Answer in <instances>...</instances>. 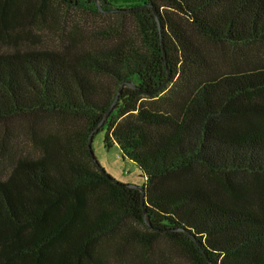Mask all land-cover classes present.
Listing matches in <instances>:
<instances>
[{
  "label": "trees",
  "instance_id": "trees-1",
  "mask_svg": "<svg viewBox=\"0 0 264 264\" xmlns=\"http://www.w3.org/2000/svg\"><path fill=\"white\" fill-rule=\"evenodd\" d=\"M61 1L0 0V125L32 119L43 147L0 180V264H103L104 240L126 264H264V0ZM69 7L133 21L89 38L45 24ZM36 22L63 48L28 45ZM211 44L242 57L223 70L236 56ZM54 113L84 122L40 132ZM101 130L143 172L145 202L92 157ZM162 235L183 262L153 250Z\"/></svg>",
  "mask_w": 264,
  "mask_h": 264
},
{
  "label": "rangeland",
  "instance_id": "rangeland-1",
  "mask_svg": "<svg viewBox=\"0 0 264 264\" xmlns=\"http://www.w3.org/2000/svg\"><path fill=\"white\" fill-rule=\"evenodd\" d=\"M58 3V7H63L65 10L66 5H63L61 0H56ZM137 2L129 1L125 2L120 5V7H132ZM117 16H98L94 17L90 16L89 13L86 11H83L81 9L69 7L67 12H62V15L59 14V11L54 15V19L51 22H45L47 25H53L57 26L56 24H59L60 21H66L68 18L72 19L71 28L75 29L74 27H77L78 25L83 26L84 29H89L86 33V37L94 36V33H102V31H110L111 29L115 28H121L119 26L121 19L124 23L132 22L133 18L131 16H123L124 13L118 12ZM122 17V18H121ZM60 19V20H59ZM96 19V21H95ZM56 20V21H54ZM86 24V25H85ZM44 24H41L39 22L33 23V25L29 26L28 28L33 30L34 33L39 34L40 31H42L43 27H41ZM88 27V28H87ZM55 31H57V28H54ZM51 30V29H50ZM39 41H32L28 39L26 42H28V45H31L32 48H41L48 47L51 49H62L63 44L60 41V36L58 35V38H56V35L52 32H50L48 29H46L44 32L40 33ZM92 41H95V39H89L87 42V49L92 45ZM134 41H136L140 46L141 43L139 41V38H134ZM24 42V43H26ZM94 43V42H93ZM106 43H110L109 41ZM24 45V44H22ZM203 46L206 44L203 42ZM81 48H77L79 50L82 49V45H80ZM216 46V47H214ZM213 47L215 48L213 52H216L218 55H222L226 52L229 54L236 56V57H228L224 58L220 62V67L228 68L233 61L237 57H242V54H239L237 50L234 47V49L230 45H209V49L213 50ZM2 49L8 48L7 44H3L0 46ZM11 47H9L7 50H9ZM84 48V47H83ZM75 49V48H73ZM84 50V49H83ZM221 58V56L216 57V59ZM215 59V58H214ZM229 64V65H228ZM175 83L172 82L169 85V89H167L164 93H162V96L168 95L170 91L174 88ZM149 98H145V100H148ZM152 100V99H151ZM153 102V101H149ZM67 115L61 114L56 115L49 114L45 115L42 119L35 122V127L38 128V130L44 131V133H50L55 134L57 130L60 129H66V121L67 119L70 129H76L81 128L82 123L84 122L83 119H76L75 117H66ZM33 120L30 119H17L13 122L12 127L9 129L8 126L0 125V133L4 129L6 131L5 137L2 141H0V147H6V149L9 148L10 152L6 150V152H0V180H5L8 177L9 172L14 168L15 163L19 158H25V157H31L36 158L40 154V152L43 150V147H39L37 144L36 138L34 137V131L30 128V125L32 126ZM91 137V136H90ZM90 137L87 139L90 140ZM54 138V137H53ZM106 139V130H101L97 134H95L93 139V150L95 153V156L100 163L99 165L106 170L107 173H109L116 181L125 183V184H134L137 186H143L145 184V176L139 166L131 161L130 159H126L122 156L121 150L117 143H114V145L111 148H108L105 144ZM2 149V148H0ZM135 225V224H134ZM138 227V225H135ZM120 239V236L116 238V241L118 242ZM133 251L134 252H142L143 249L146 251L148 248H144L140 245H137L136 243L132 244ZM103 256L101 257L103 264H126V262H122L121 260L116 259V252L114 253L111 249L110 245H108V242L104 240L103 242ZM153 250H162L167 254L170 259L173 262H183V254L180 253V250L171 242L166 236H157L154 242ZM152 250V251H153ZM133 254H130L128 258L133 257ZM139 256V255H138ZM137 260V259H136ZM170 260V261H171ZM94 264V263H92Z\"/></svg>",
  "mask_w": 264,
  "mask_h": 264
},
{
  "label": "water",
  "instance_id": "water-1",
  "mask_svg": "<svg viewBox=\"0 0 264 264\" xmlns=\"http://www.w3.org/2000/svg\"><path fill=\"white\" fill-rule=\"evenodd\" d=\"M126 85H128L127 82L124 83V84L121 86L120 91H119V94L117 95L115 101L113 102V105L110 107L108 113H107L106 116L104 117V119H103V121H102V123H101V126L105 123V121L108 119L109 115H110L111 112L113 111L114 106H115V104L118 102L119 97H120V94H121L123 88H124ZM131 85H132V87L136 88V85H134V84H131ZM93 136H94V133L91 135L90 140H89V146H90V148H93V147H92V143H93V139H94ZM92 157L98 162V160H97V158H96L94 152L92 153ZM98 163H99V162H98ZM99 164H100V163H99ZM121 184H122L124 187H137V188H139L140 190H142V191H143V202H145V195H144L145 189H144L143 186H137V185H134V184H125V183H121Z\"/></svg>",
  "mask_w": 264,
  "mask_h": 264
}]
</instances>
